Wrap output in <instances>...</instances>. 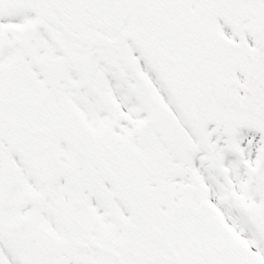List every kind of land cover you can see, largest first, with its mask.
I'll return each instance as SVG.
<instances>
[{
    "label": "snow or ice",
    "instance_id": "1",
    "mask_svg": "<svg viewBox=\"0 0 264 264\" xmlns=\"http://www.w3.org/2000/svg\"><path fill=\"white\" fill-rule=\"evenodd\" d=\"M0 264H264V0H0Z\"/></svg>",
    "mask_w": 264,
    "mask_h": 264
}]
</instances>
